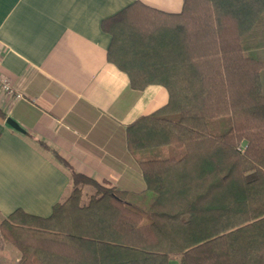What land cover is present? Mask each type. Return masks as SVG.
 <instances>
[{
  "label": "trees",
  "instance_id": "trees-1",
  "mask_svg": "<svg viewBox=\"0 0 264 264\" xmlns=\"http://www.w3.org/2000/svg\"><path fill=\"white\" fill-rule=\"evenodd\" d=\"M100 27L131 89L167 92L125 129L149 202L39 141L69 185L49 216L3 218L0 248L15 264H264V61L247 55L264 50V0H182L178 13L134 2Z\"/></svg>",
  "mask_w": 264,
  "mask_h": 264
},
{
  "label": "crops",
  "instance_id": "crops-1",
  "mask_svg": "<svg viewBox=\"0 0 264 264\" xmlns=\"http://www.w3.org/2000/svg\"><path fill=\"white\" fill-rule=\"evenodd\" d=\"M134 2L165 13L182 7V0H0V74L22 98L0 91V222L15 210L47 217L67 190V172L39 141L104 185L144 190L125 129L165 105L167 92L131 89L107 62L110 36L100 27Z\"/></svg>",
  "mask_w": 264,
  "mask_h": 264
},
{
  "label": "rangeland",
  "instance_id": "rangeland-1",
  "mask_svg": "<svg viewBox=\"0 0 264 264\" xmlns=\"http://www.w3.org/2000/svg\"><path fill=\"white\" fill-rule=\"evenodd\" d=\"M249 56L257 57L264 61V50L263 49H256L252 50L247 53ZM127 200L134 202L140 208H145L148 204L146 194H134V193H127L126 195ZM5 247L4 251H0V264H15L16 256L12 250V246L8 244L3 245ZM168 264H178L177 257H171L168 260Z\"/></svg>",
  "mask_w": 264,
  "mask_h": 264
},
{
  "label": "built area",
  "instance_id": "built-area-1",
  "mask_svg": "<svg viewBox=\"0 0 264 264\" xmlns=\"http://www.w3.org/2000/svg\"><path fill=\"white\" fill-rule=\"evenodd\" d=\"M0 91L5 95H13L17 99H22L21 95L13 89L10 82L1 74H0Z\"/></svg>",
  "mask_w": 264,
  "mask_h": 264
},
{
  "label": "water",
  "instance_id": "water-1",
  "mask_svg": "<svg viewBox=\"0 0 264 264\" xmlns=\"http://www.w3.org/2000/svg\"><path fill=\"white\" fill-rule=\"evenodd\" d=\"M5 123L8 124L10 127H12L13 129L19 131V132H23V130L17 125V123H15L13 120H11L10 118H6L5 119Z\"/></svg>",
  "mask_w": 264,
  "mask_h": 264
}]
</instances>
